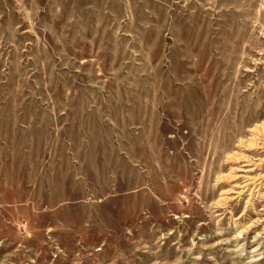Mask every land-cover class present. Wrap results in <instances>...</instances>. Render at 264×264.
Masks as SVG:
<instances>
[{
	"label": "rangeland",
	"instance_id": "374dc122",
	"mask_svg": "<svg viewBox=\"0 0 264 264\" xmlns=\"http://www.w3.org/2000/svg\"><path fill=\"white\" fill-rule=\"evenodd\" d=\"M0 264H264V0H0Z\"/></svg>",
	"mask_w": 264,
	"mask_h": 264
},
{
	"label": "bare ground",
	"instance_id": "6f19581e",
	"mask_svg": "<svg viewBox=\"0 0 264 264\" xmlns=\"http://www.w3.org/2000/svg\"><path fill=\"white\" fill-rule=\"evenodd\" d=\"M250 178H248V180H246V185L247 184H259V183H256L258 180H259V178L260 177H258V176H249Z\"/></svg>",
	"mask_w": 264,
	"mask_h": 264
}]
</instances>
